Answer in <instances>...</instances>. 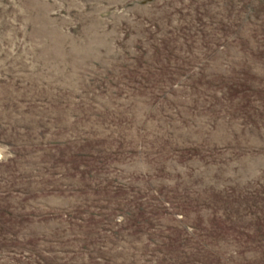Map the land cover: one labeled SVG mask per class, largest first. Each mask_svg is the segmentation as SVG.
<instances>
[{"label": "rangeland", "instance_id": "obj_1", "mask_svg": "<svg viewBox=\"0 0 264 264\" xmlns=\"http://www.w3.org/2000/svg\"><path fill=\"white\" fill-rule=\"evenodd\" d=\"M0 264H264V0H0Z\"/></svg>", "mask_w": 264, "mask_h": 264}]
</instances>
